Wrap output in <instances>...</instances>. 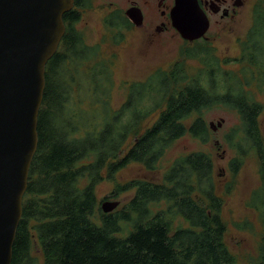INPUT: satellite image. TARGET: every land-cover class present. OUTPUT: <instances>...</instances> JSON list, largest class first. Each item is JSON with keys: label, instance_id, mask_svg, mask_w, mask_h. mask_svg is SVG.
I'll return each instance as SVG.
<instances>
[{"label": "trees", "instance_id": "obj_1", "mask_svg": "<svg viewBox=\"0 0 264 264\" xmlns=\"http://www.w3.org/2000/svg\"><path fill=\"white\" fill-rule=\"evenodd\" d=\"M73 1L74 6L63 14L65 32L45 66L38 144L11 264H236L225 243L222 199L215 193L214 164L208 152L176 157L160 182L133 178L115 183L111 196L129 191L133 195L111 212H102L97 196L99 184L114 181L128 164L155 170L169 146L184 134L205 143L208 129L203 110L218 105L235 110L241 120L239 131L227 136L237 154L229 162L231 173L236 175L249 154L258 162L262 186L253 191L248 205L259 211L262 234L256 256L248 264H264V141L258 123L264 102L245 92L247 48L234 59L242 64L240 79L237 73L222 70L207 41H195L193 47L180 50L169 68L132 82L121 106L110 110L112 64L99 57L97 44H85L75 28L79 10L88 2ZM131 26L120 9L105 21L107 29L117 32L115 44L123 41L121 31ZM254 43L249 78L264 91V45ZM187 59H197L200 68L190 73ZM82 77L89 80L93 104L103 108L99 115L73 100V86L80 89ZM155 112L153 123L142 129ZM162 202L164 207L153 209Z\"/></svg>", "mask_w": 264, "mask_h": 264}, {"label": "rangeland", "instance_id": "obj_2", "mask_svg": "<svg viewBox=\"0 0 264 264\" xmlns=\"http://www.w3.org/2000/svg\"><path fill=\"white\" fill-rule=\"evenodd\" d=\"M87 6L80 9V19L75 23V28L81 34L85 44L98 45L99 57L111 62L113 86L110 90V110L119 108L128 93V86L134 81L145 80L156 69H167L179 58L182 48L193 47L195 42H185L179 35L171 37L157 36L149 38L142 29L130 27L123 29V41L113 43L115 30L105 27V21L113 10L124 7L126 0H86ZM89 5V6H88ZM119 9H118V8ZM242 23V22H241ZM239 24L245 27V23ZM241 36V35H238ZM224 44L214 46L208 42L213 55L219 59L222 70L237 73L240 79L242 64L235 58L240 55L236 43L235 49L227 40ZM226 59L227 63H222ZM91 63H88L90 66ZM187 70L190 73L200 68L197 59H187ZM87 66L84 67L86 70ZM245 76V75H244ZM247 94L255 97L258 102H264V92L256 88L254 82L247 73ZM82 87L78 89L77 84L73 86L72 96L76 105L89 113L99 115L103 109L99 104L92 102V89L89 80L82 77ZM220 86V85H219ZM221 87V86H220ZM77 88V89H76ZM77 109V107L75 106ZM156 112L142 123V129L149 127L156 118ZM194 115L186 120L189 123ZM203 119L208 129L207 141L202 143L199 139L189 134H184L176 139L166 150L155 170H148L139 163H131L118 171L114 181L104 180L97 188V196L100 201L117 200L121 207L133 195V191L123 192L117 196H111L115 183H123L133 178L145 179L151 182H160L163 172L172 161L181 155L193 151L208 152L214 164L215 193L222 199L221 215L226 224L225 243L236 258V264H248L251 257L256 256L258 243L262 234V225L259 219V211L252 205V194L254 190L260 189L262 182L258 173V162L253 154L247 155L243 165L233 175L229 168L230 160L235 157L236 150L228 143V134L232 130L239 131L241 120L235 110L218 105L203 110ZM223 119L220 126L217 123ZM100 121V119L98 120ZM210 122L212 127H210ZM259 127L264 141V109L258 118ZM130 136L129 144L132 142ZM256 206L259 202L253 200ZM165 203L154 204L153 209L162 208ZM264 211V208H261ZM176 222V221H175ZM177 222L185 225L182 219ZM41 263V255L37 247L32 248Z\"/></svg>", "mask_w": 264, "mask_h": 264}, {"label": "water", "instance_id": "obj_3", "mask_svg": "<svg viewBox=\"0 0 264 264\" xmlns=\"http://www.w3.org/2000/svg\"><path fill=\"white\" fill-rule=\"evenodd\" d=\"M72 5L73 0H0V264H11L22 199L38 144L45 66L58 48L65 32L63 14ZM125 14L136 25L141 24L138 7ZM169 15L173 28L189 42L202 37L208 28V18L197 0H174ZM210 127L215 128L211 122ZM118 204L106 199L100 208L108 213Z\"/></svg>", "mask_w": 264, "mask_h": 264}, {"label": "flooded vegetation", "instance_id": "obj_4", "mask_svg": "<svg viewBox=\"0 0 264 264\" xmlns=\"http://www.w3.org/2000/svg\"><path fill=\"white\" fill-rule=\"evenodd\" d=\"M197 1L208 18V28L202 37L191 42L207 41L214 46V44L222 45L223 41L227 40L228 44H232V49H235L234 43L239 50L247 48L245 65L249 68L248 74L250 75L254 41L258 40L260 46L264 45V0ZM173 3L174 0H126L125 6L120 8V11L132 27L142 29L149 38L171 37L179 35L173 28L169 15ZM134 7H138L142 15L140 25H136L125 14L127 9ZM241 22L246 24L245 27L239 26ZM260 24L263 25L262 28H258ZM183 41L189 42L185 39Z\"/></svg>", "mask_w": 264, "mask_h": 264}]
</instances>
